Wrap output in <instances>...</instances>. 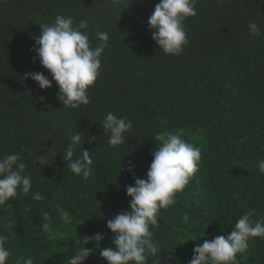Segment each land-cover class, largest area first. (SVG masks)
Returning a JSON list of instances; mask_svg holds the SVG:
<instances>
[{
	"label": "trees",
	"instance_id": "obj_1",
	"mask_svg": "<svg viewBox=\"0 0 264 264\" xmlns=\"http://www.w3.org/2000/svg\"><path fill=\"white\" fill-rule=\"evenodd\" d=\"M158 2L0 0V157L19 153L32 183L28 195L0 206V235L11 249L7 264H23L29 256L34 264H69L83 239L96 233L103 240L99 248L95 241L84 245L93 249L84 264H107L99 255L115 247L107 220L130 211L126 187L135 180L127 162L146 179L157 133L181 134L201 149L202 159L175 205L161 210L159 227L151 228L162 253L148 264H189L196 244L227 236L249 209L256 210L253 220L264 217V174L258 169L264 160V35L248 29L254 22L264 31V0H197V15L184 22L189 44L178 56L165 54L152 39L147 21ZM56 15L72 17L76 26L86 20L92 47L101 43L97 31L110 37L88 91L90 103L78 109L63 106L55 81L42 90L24 79L28 72L52 78L30 49L40 35L38 23ZM109 112L132 122L125 144L115 148L100 125ZM76 131L85 135L81 147L93 160L88 180L62 158ZM91 136L97 139L89 143ZM34 193L44 199L33 200ZM57 205L70 213L71 224L61 221ZM45 212L51 235L41 227ZM237 261L264 264V238L250 240Z\"/></svg>",
	"mask_w": 264,
	"mask_h": 264
},
{
	"label": "clouds",
	"instance_id": "obj_2",
	"mask_svg": "<svg viewBox=\"0 0 264 264\" xmlns=\"http://www.w3.org/2000/svg\"><path fill=\"white\" fill-rule=\"evenodd\" d=\"M112 3L116 4L118 0H112ZM196 4L197 0H159L155 5L147 25L152 39L165 54L178 56L189 44L184 22L197 15ZM38 24L40 35L33 37L35 44L30 50L36 53L34 59L39 60L52 78L49 79L43 72H28L24 74V79L31 78L42 90L51 88L55 81L59 88L58 99L65 107L78 109L81 105L89 104V88L101 73L102 53L110 47L109 34L97 31L96 37L101 43L92 47L86 20H81L76 26L72 17L56 15L53 22ZM248 29L253 36L264 35V31L254 22H249ZM39 99L44 101L46 97L41 96ZM100 125L109 134L108 144L113 148L125 144L128 139L126 134L132 128L130 120L117 117L112 112L106 114ZM87 139L91 143L97 137ZM84 140L83 133L76 131L71 134L62 158L68 161L67 167L73 174L88 180L94 175L93 160L89 150L81 147ZM155 140L159 141L156 143L158 148L152 153L153 160L146 179L136 176L133 161L127 162L126 170L135 180L134 186L126 187V194L131 197L130 211H122L107 220V228L114 234L112 243L115 245L114 248H104L99 252L107 264H148L149 257L161 256L162 249L153 238L151 228L159 227L161 210L175 205L177 194L185 189L199 171L201 149L188 143L181 134L157 133ZM77 147L83 150L82 155L73 160ZM47 158L46 154L41 155L38 162L46 164ZM22 160L19 153L0 157V206L10 205V198L15 200L20 193L28 195L32 188L31 177L26 174V164ZM258 169L264 174V160L259 161ZM31 198L35 201L44 199L40 193L32 194ZM57 212L64 224L72 223V216L63 207L57 205ZM255 212V209H249L241 215L227 236L218 235L211 240H204L202 244H196L189 264H238L237 254H243L249 249V241L255 237L264 238V217L253 220ZM49 219L48 213H43L44 223L41 227L51 235ZM189 219L188 215H184L185 223ZM13 222L9 221V226ZM102 240L101 233L85 237L83 247L68 258L69 264H84L93 252V249L84 245L95 241V247L99 248ZM6 243L7 236L0 235V264H7L11 256V249L6 247ZM168 259H172L171 254ZM23 264H34V261L29 256L23 259Z\"/></svg>",
	"mask_w": 264,
	"mask_h": 264
}]
</instances>
